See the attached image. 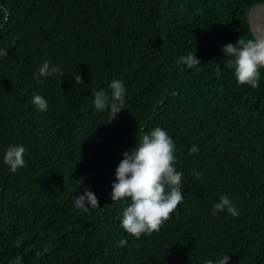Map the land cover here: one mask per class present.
<instances>
[{
	"label": "trees",
	"instance_id": "1",
	"mask_svg": "<svg viewBox=\"0 0 264 264\" xmlns=\"http://www.w3.org/2000/svg\"><path fill=\"white\" fill-rule=\"evenodd\" d=\"M259 3L0 0V264H205L223 254L264 264V69L257 88L239 85L221 51L252 38L247 12ZM190 52L196 68L179 63ZM45 61L65 75L34 78ZM113 79L126 96L110 121L92 93L110 95ZM155 127L175 143L184 201L137 239L120 226L126 202L111 200V185L122 153ZM14 144L26 166L11 173L3 156ZM85 188L99 201L88 212L74 205ZM221 195L237 217L212 215Z\"/></svg>",
	"mask_w": 264,
	"mask_h": 264
},
{
	"label": "clouds",
	"instance_id": "2",
	"mask_svg": "<svg viewBox=\"0 0 264 264\" xmlns=\"http://www.w3.org/2000/svg\"><path fill=\"white\" fill-rule=\"evenodd\" d=\"M252 27V38L240 37L234 45L228 43L221 51L227 66L233 69V75L239 85H250L252 88L259 86L261 69H264V18H261L258 26L254 25L249 17ZM0 56H8L7 50H0ZM179 63L188 68H196L201 64L195 53H188L179 58ZM219 75V73H217ZM65 75L58 65L45 61L34 73V78ZM75 83L81 84L80 75L75 77ZM43 83V80L39 81ZM111 94L103 89L92 93L94 108L98 112L108 111L111 120L116 114L125 109L126 88L124 82L113 79L108 85ZM32 104L39 111H45L48 101L39 94L32 98ZM26 148L21 144L10 145L4 153L3 162L9 166L11 173L26 166ZM176 146L166 130L155 127L150 133L144 134L138 140L136 146L129 152L122 153L123 159L115 170V181L112 183L110 198L114 202L124 201L120 217L121 228L129 235L140 238L143 235H152L159 232L163 225L171 219L178 206L183 203L182 190L183 173L177 171ZM193 145L190 154L198 152ZM193 175L199 177L200 173L193 170ZM82 183V181H80ZM79 183V184H80ZM74 205L82 212H88L91 208L99 207L97 196L89 188L74 198ZM227 211L231 216L237 217L239 209L227 196L221 195L219 201L212 206V215ZM128 241L121 239L116 242L117 247L126 246ZM18 256L13 264H21ZM230 257L223 254L216 261L208 259L205 264H228Z\"/></svg>",
	"mask_w": 264,
	"mask_h": 264
},
{
	"label": "bare ground",
	"instance_id": "3",
	"mask_svg": "<svg viewBox=\"0 0 264 264\" xmlns=\"http://www.w3.org/2000/svg\"><path fill=\"white\" fill-rule=\"evenodd\" d=\"M251 17L253 18V21L255 23V25L258 26L261 18H264V12H261L259 10V8H254L252 11H251Z\"/></svg>",
	"mask_w": 264,
	"mask_h": 264
},
{
	"label": "water",
	"instance_id": "4",
	"mask_svg": "<svg viewBox=\"0 0 264 264\" xmlns=\"http://www.w3.org/2000/svg\"><path fill=\"white\" fill-rule=\"evenodd\" d=\"M254 8H259V10H260L261 12H264V3L255 4V5H253V6H251V7L249 8V10H248V12H247L248 21H249V17H250V15H251V11H252ZM251 19H252L253 24L255 25V23H254L252 17H251ZM249 25H250V23H249ZM250 28H251V31H252V27H251V26H250Z\"/></svg>",
	"mask_w": 264,
	"mask_h": 264
}]
</instances>
